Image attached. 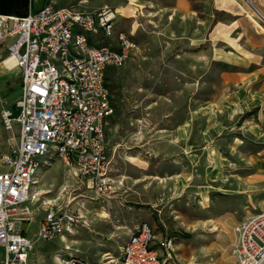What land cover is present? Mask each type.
Here are the masks:
<instances>
[{
    "label": "rangeland",
    "instance_id": "1",
    "mask_svg": "<svg viewBox=\"0 0 264 264\" xmlns=\"http://www.w3.org/2000/svg\"><path fill=\"white\" fill-rule=\"evenodd\" d=\"M94 1L114 10L126 2ZM149 2L134 1L132 14H117L116 29L129 34L137 49L106 75L113 114L105 125V145L113 192L106 199L96 198L59 157L40 160L31 192L41 202L67 207L78 222L72 232L47 241H59L48 254L43 252L51 247L43 250L37 240L31 264L84 257L91 246L96 247L94 257L86 260L107 264L109 256L102 251L110 237L104 231L128 234L142 222L152 227L156 241L173 239L177 264H236L231 252L234 228L248 216L239 211L247 202L229 191L245 175L248 154L258 152L260 145L242 136L235 146L232 136L238 123L231 113L222 112L233 89V56L230 49H212L214 40L208 37H185L181 18L164 14L154 20ZM8 43L0 42V62ZM20 83L19 71L0 79V110L14 105ZM205 109L208 114H199ZM182 126L185 140L176 134ZM17 145V125L6 131L0 122V170Z\"/></svg>",
    "mask_w": 264,
    "mask_h": 264
},
{
    "label": "built area",
    "instance_id": "2",
    "mask_svg": "<svg viewBox=\"0 0 264 264\" xmlns=\"http://www.w3.org/2000/svg\"><path fill=\"white\" fill-rule=\"evenodd\" d=\"M116 23L117 14L108 7L80 11L46 5L21 17L0 14V42H9L5 58L13 60L21 81L15 113L0 110L6 131L18 127L17 148L0 170V264H27L36 239L61 237L78 222L67 207L47 205L31 192L40 160L59 157L96 198L113 192L105 145V125L113 114L106 75L137 49ZM40 209L34 238L16 228ZM234 233L236 264H264V209L238 223ZM59 263L91 264L74 256ZM114 264H177L173 239L156 241L152 227L142 222L129 231Z\"/></svg>",
    "mask_w": 264,
    "mask_h": 264
},
{
    "label": "crops",
    "instance_id": "3",
    "mask_svg": "<svg viewBox=\"0 0 264 264\" xmlns=\"http://www.w3.org/2000/svg\"><path fill=\"white\" fill-rule=\"evenodd\" d=\"M134 1L137 3L143 0H126L122 4H117L113 10L116 14L129 16L132 14ZM35 3L37 6L34 8ZM46 5L57 8L69 7L80 11L106 7L105 3L96 4L94 0H0V14L21 17L37 12ZM149 6L151 14L155 16L154 20H159L164 14L171 20L181 18L185 37H208L214 40L212 49H230L229 53L233 56L230 73L233 89L221 106L222 112L231 113L238 123L235 128L237 133L232 136V143L236 142L235 146L243 141L242 136L260 146L258 152L248 154L245 175L236 181V187H233L229 194L246 200V206L243 204L238 206L242 208L239 209L241 214L250 216L255 210L264 209V21H261L264 20V0H150ZM11 108L15 113L14 105ZM206 112L205 109L199 114H208ZM220 126L223 128V124ZM179 128L177 127L176 130ZM185 132L182 126L181 131H177L176 134L185 140L187 134ZM203 132L207 133L206 124ZM231 173L237 174L235 171ZM47 205L57 206L51 203ZM42 216L43 211L40 209L32 221L20 223L16 228L26 236L34 238L37 224ZM76 225L77 223L73 227ZM104 232L110 239L104 242L105 249L102 253H106L105 257L109 256L105 259V261L109 259L107 264H114L121 255L129 233L121 229L114 232L109 229ZM110 234L117 235L118 240L116 241ZM36 241L37 239L34 241L33 249L38 246L37 243L35 244ZM38 242L41 243L40 247L43 250L44 246L51 247L49 250H44L43 255H45L51 252L59 241L47 243L38 240ZM93 248L91 246V253L77 258L85 261L93 258ZM32 251L28 254L27 264H31Z\"/></svg>",
    "mask_w": 264,
    "mask_h": 264
},
{
    "label": "bare ground",
    "instance_id": "4",
    "mask_svg": "<svg viewBox=\"0 0 264 264\" xmlns=\"http://www.w3.org/2000/svg\"><path fill=\"white\" fill-rule=\"evenodd\" d=\"M17 74L18 70L13 68V60L10 58H3L0 62V79L7 80L11 76H16Z\"/></svg>",
    "mask_w": 264,
    "mask_h": 264
}]
</instances>
